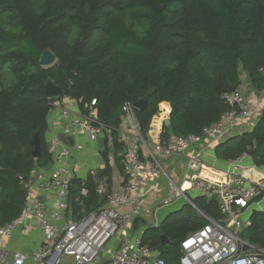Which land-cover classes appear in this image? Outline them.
<instances>
[{"label": "trees", "instance_id": "trees-1", "mask_svg": "<svg viewBox=\"0 0 264 264\" xmlns=\"http://www.w3.org/2000/svg\"><path fill=\"white\" fill-rule=\"evenodd\" d=\"M46 50L57 65H40ZM243 74L264 91V0H0V225L23 215L20 177L27 180L52 164L46 133L55 99L45 95L49 81L82 111L96 101L97 118L110 129L120 161L126 103L147 102L137 111L144 136L162 103L172 108L165 135L200 134L228 110L221 97L240 89ZM217 153L232 161L251 153L254 165L264 168V110L252 132L222 142ZM109 174L107 167L100 176ZM83 187L88 196L77 201ZM71 194L75 213L105 203L92 177L73 180ZM195 204L221 219L216 202L198 198ZM194 216L186 204L143 242L151 239L166 264H177L181 243L206 223ZM161 235L170 243L162 245ZM242 236L264 249V212L251 215Z\"/></svg>", "mask_w": 264, "mask_h": 264}, {"label": "built area", "instance_id": "built-area-1", "mask_svg": "<svg viewBox=\"0 0 264 264\" xmlns=\"http://www.w3.org/2000/svg\"><path fill=\"white\" fill-rule=\"evenodd\" d=\"M221 99L228 110L200 134L165 135L161 127L149 131L155 135V141L153 139L151 143H155L163 155L177 152L187 157L193 145L204 139L225 142L254 119L255 107L241 89L224 94ZM70 103L52 105V109L59 112L61 124L50 142L51 168L33 173L27 180L20 177L26 192L25 208L19 220L0 225V264H63L67 257L72 258L73 264H101L108 244L116 239L119 246L108 256V264H166L158 251L145 244L142 237L133 238L130 234L133 221L144 213L141 192L150 187L151 181L165 174L141 132L138 109L133 103L123 106L122 125L118 130L126 135L127 148V153L121 154V189L112 191L105 182L98 181L96 192L105 203L77 220H68L72 213L71 188L76 166L70 161L78 160V155L85 151V145L79 139L86 136L90 143L98 142L107 129L97 118L96 101L85 103L84 111L74 100ZM60 135L71 138L74 145L63 143ZM187 158L189 189L174 186L178 193L176 198H185L206 223L181 243L180 264H264V249L242 236L250 222L249 214L264 212V175H253L257 167L249 166L250 156L244 154L231 161L229 179L210 182L200 177L201 160ZM187 191L197 192L207 202H216L221 219L204 214ZM88 193L89 190L83 188L82 196L87 197ZM48 198L53 201L50 212L46 204ZM173 202L174 198H164L157 205L166 207ZM31 227L42 232L45 242L29 261L24 254L11 253L7 242L20 228L29 231Z\"/></svg>", "mask_w": 264, "mask_h": 264}, {"label": "crops", "instance_id": "crops-1", "mask_svg": "<svg viewBox=\"0 0 264 264\" xmlns=\"http://www.w3.org/2000/svg\"><path fill=\"white\" fill-rule=\"evenodd\" d=\"M240 89L246 94L248 99L251 101L252 106L255 107L254 110L256 114L254 116V119L250 121L248 125L239 128V130L235 134H233L230 138L241 136L244 133L252 132L255 126L257 125L259 118L264 110V91L256 90L251 84L246 74H244V77L242 76ZM70 102L71 99L65 96L60 97L59 99H55L54 101L55 104L58 103L64 105H69L71 104ZM75 109L78 110L79 108L75 107ZM171 112H172L171 105L169 103H162L159 106V112L154 116L152 120L149 131L151 129L155 130L161 127L164 128L166 126L165 124L166 121L170 119ZM60 124L61 122L59 120L58 110L52 109L48 116V130L46 133V141L49 147H50V142L53 136L55 135L57 128H59ZM147 136L150 137V140H148ZM125 138L126 135L125 134L123 135L122 132L119 131L118 141L119 143L124 145V148L126 146ZM145 138L147 142L150 143L149 145L154 155L161 162L165 170V174L161 175L159 178L155 179L154 181H151L150 187L144 189L141 192L142 195L141 201H142L144 213L143 216L133 221L130 227V234L133 238L142 237V239L144 238V236L148 235L149 230L153 228H160V226L169 218L170 215L181 211L186 206V204H188L187 202H184L182 198H178V199L176 198L178 196V193L177 191H175L174 188V186H177L178 188H183L184 190L189 189L190 177L186 165L188 161L187 157L191 156L192 158H199L201 160V162L203 163V168L200 173V177L210 182H222L229 179L230 177L229 173L231 171V164H232L231 159L228 160L223 159L217 153V148L220 144H222V142L216 143L211 139H204L201 143L193 145L188 150L187 157H185L184 155H181L177 152H174L171 155H163L160 151L156 149L157 147L154 145L155 143L154 144L151 143L153 139L155 141V135L153 134V132L150 134L148 132ZM79 142L85 145V151L83 154L78 155V160H74L76 163V166L74 167V180L78 179L80 181H87L90 177H92L95 181L96 186L98 181H103L106 183V185L110 190L119 191L121 189L120 178L123 170V165H122L123 158L121 156V153L119 156L121 159L120 161H117L115 157L114 144L110 129L108 128L106 129V132L98 142L90 143L87 140L86 136H82L79 139ZM106 150L108 152L107 159L105 158V153H104ZM167 164L169 168L166 167ZM247 164L249 166H255L251 157L248 159ZM107 167L110 168V174H109L110 177L105 175L100 176L102 172L106 171ZM49 168H51V165L48 168H42V169L38 168L37 170L34 171V173L48 170ZM170 175L171 176L176 175L177 178L179 179L180 184H175L174 182H172V178L170 177ZM253 175L256 177L263 176L264 168H256V171ZM82 190L80 193V198H78L77 201H80L82 198H86L82 196ZM186 193L188 196L190 195L192 196L190 197L192 198V201L194 203H196V200L198 198L199 199L202 198L195 191L192 192L187 191ZM164 198H172V199L174 198V202L170 206L159 207L157 204L161 199ZM46 201H47L46 202L47 209L50 212L52 210L53 201L50 198H48ZM80 205H83V203H80ZM192 208L195 215L194 218L202 220V218L198 216V211L196 210V208H194L193 206ZM198 209H200L204 214H206L201 208L198 207ZM71 212L72 213L69 215L70 218L68 216V220H77L88 213L85 208L75 213L76 211L74 210V205L72 203V194H71ZM249 215H250L249 217L251 218L252 213ZM162 236L164 235H161V239ZM44 242H45V238L42 232L37 227H31L29 231H25L22 228H20L14 234L13 238L7 242V247L11 251V253L18 252L24 254L27 257V259L30 261L33 258L34 252L38 248H40ZM151 242L152 241L150 239L147 243L146 242L144 243L151 246ZM169 243L170 241L168 239L166 243H163L162 240V245H166ZM118 246H119V242L117 239L113 240L108 244L106 253H104L101 258V264L109 263L108 256L112 251L116 250ZM108 249H110L111 251H108ZM154 250L158 251V253L161 255L159 250L157 249ZM160 257L162 258V256ZM71 264H73L72 259H71ZM177 264H180V261H177Z\"/></svg>", "mask_w": 264, "mask_h": 264}, {"label": "water", "instance_id": "water-1", "mask_svg": "<svg viewBox=\"0 0 264 264\" xmlns=\"http://www.w3.org/2000/svg\"><path fill=\"white\" fill-rule=\"evenodd\" d=\"M56 62H57V57L51 50L44 51V53L42 54V56L40 58V65L44 68L52 67V66H54V64ZM45 95L48 99H57V98L63 97L64 92L59 86H57L53 82L49 81L46 85ZM147 106H148V104L144 100H141V101L135 103V107L138 110H144ZM165 124L167 127H170L171 126V119H168ZM59 138L63 143H65L67 145H70V146L74 145V141L69 137H65L63 135H60ZM147 138H148V140H150L149 136H147ZM33 144L35 146L34 157L39 158L40 154H41V142H40V138L38 135L35 136ZM124 151H125V153H127L126 147L124 148ZM249 155L251 156V153H249ZM70 162L72 164L75 163V161L73 159H71ZM162 240H163V243L167 242V239L164 236H162Z\"/></svg>", "mask_w": 264, "mask_h": 264}, {"label": "rangeland", "instance_id": "rangeland-1", "mask_svg": "<svg viewBox=\"0 0 264 264\" xmlns=\"http://www.w3.org/2000/svg\"><path fill=\"white\" fill-rule=\"evenodd\" d=\"M58 63L56 62L54 65H57ZM243 77H244V74L242 75ZM166 166V165H165ZM167 168H169V166H168V164H167V166H166ZM170 177L172 178V182H174L175 184H180V182H179V179L177 178V176L176 175H170ZM168 182V181H167ZM171 182V183H172ZM169 183V182H168ZM191 196V195H190ZM192 197V196H191ZM183 200H184V202H186V199L185 198H183ZM191 206V205H190ZM191 208H192V206H191ZM108 251H111L110 249H108ZM71 257H67V258H65V260H64V262H63V264H71Z\"/></svg>", "mask_w": 264, "mask_h": 264}]
</instances>
